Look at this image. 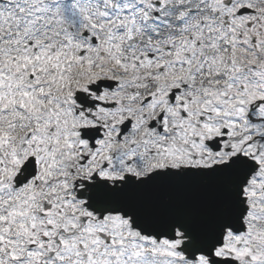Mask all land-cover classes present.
<instances>
[{
	"label": "snow or ice",
	"instance_id": "obj_1",
	"mask_svg": "<svg viewBox=\"0 0 264 264\" xmlns=\"http://www.w3.org/2000/svg\"><path fill=\"white\" fill-rule=\"evenodd\" d=\"M0 264H264V0H0Z\"/></svg>",
	"mask_w": 264,
	"mask_h": 264
}]
</instances>
